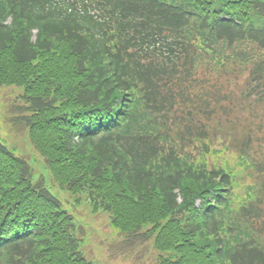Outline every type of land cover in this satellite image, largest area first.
<instances>
[{"label":"trees","instance_id":"obj_1","mask_svg":"<svg viewBox=\"0 0 264 264\" xmlns=\"http://www.w3.org/2000/svg\"><path fill=\"white\" fill-rule=\"evenodd\" d=\"M2 87L52 187L156 264H264V163L229 119L264 120V0H0ZM217 138L238 172L209 164ZM32 173L0 142V264H97Z\"/></svg>","mask_w":264,"mask_h":264},{"label":"rangeland","instance_id":"obj_2","mask_svg":"<svg viewBox=\"0 0 264 264\" xmlns=\"http://www.w3.org/2000/svg\"><path fill=\"white\" fill-rule=\"evenodd\" d=\"M20 92V88H0V142L30 164L34 183L41 182L56 196L62 208L73 216L83 255L97 264H156L157 253L151 243L142 242L140 238L128 240L127 237L111 228L110 218L107 214L92 213L88 202H86L87 204L85 202L81 203L79 206L74 205V196L72 197L67 192L64 193L57 188H53L54 185L47 175L44 160L31 146L26 129L15 121L14 117L16 115L13 112L16 111L15 106L21 104L17 100ZM238 95V89H235L234 101L237 100ZM257 108L239 104L232 110L229 119L235 122L232 129L233 139L231 140L234 148L242 140L247 128H251V131L254 132L248 154L251 160H255L258 166L262 168L264 163V120L261 115L263 114H259L256 119L250 117L255 115ZM259 126H261L260 130H258ZM212 128L214 127L208 128L209 131ZM221 135L222 132H219L216 137ZM213 148L215 149L209 156V164H226L236 172L239 171L238 166L241 161L237 158L238 154L227 153L228 148L222 145L221 138L216 139ZM193 155H197V152H193ZM256 177L257 175L251 169L241 170L237 180L243 181L244 196L247 194L248 196L252 195L249 194L251 190H248V187L255 185L254 180ZM253 188L255 191L258 190L255 187ZM235 191V196L238 192L242 193L240 187H237Z\"/></svg>","mask_w":264,"mask_h":264}]
</instances>
